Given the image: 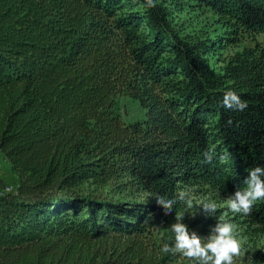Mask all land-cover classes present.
I'll use <instances>...</instances> for the list:
<instances>
[{"label": "trees", "instance_id": "obj_1", "mask_svg": "<svg viewBox=\"0 0 264 264\" xmlns=\"http://www.w3.org/2000/svg\"><path fill=\"white\" fill-rule=\"evenodd\" d=\"M154 3L0 0V150L18 176L0 193V264H175L173 234L152 233L190 207L156 199L229 197L264 166V44L209 56L264 32V0ZM206 10L216 37L194 25ZM229 90L247 108H225ZM125 95L141 119H122ZM241 215L264 232V200Z\"/></svg>", "mask_w": 264, "mask_h": 264}, {"label": "rangeland", "instance_id": "obj_2", "mask_svg": "<svg viewBox=\"0 0 264 264\" xmlns=\"http://www.w3.org/2000/svg\"><path fill=\"white\" fill-rule=\"evenodd\" d=\"M196 14H198L199 17L196 18L194 25H196V27L200 26V28H203L202 30L209 32L211 37H216L217 33L223 31V26L221 23L217 22L218 17L216 14L212 13L211 10H206L204 14ZM256 42L264 44V32H257L255 34L245 33L240 36V40L230 44H227L224 38H222L221 41L217 40V47L213 49L209 55L210 62L213 66L218 68L223 62L222 59L236 51L242 50L244 47L253 46ZM221 43L223 44L221 45ZM120 102L122 119L126 123L141 119L145 115L144 108L136 98L125 95L120 97ZM0 163V191L6 186H10L12 189L16 188L18 183L17 173L1 150ZM182 189L192 200V206L189 210L190 215L180 211L172 213L168 220L159 227L158 230L152 233V236L154 235V239L157 242L161 241L163 234L172 233L170 225L176 222V216H183L182 222L187 225L189 231L199 230V236L201 237L209 236L212 227L217 223V218L223 217L236 226L239 238L241 239V253L238 257H234V264H264V232L241 214L231 213L226 204L228 199L227 195L209 190L198 184L185 185ZM207 200H212L217 203L218 211L215 216L207 215L203 212L202 206H199L202 201ZM198 215L203 216L201 221H198ZM188 216H190V219L184 221ZM188 224L191 225L188 226ZM175 264H195V262L189 261L180 255Z\"/></svg>", "mask_w": 264, "mask_h": 264}, {"label": "clouds", "instance_id": "obj_3", "mask_svg": "<svg viewBox=\"0 0 264 264\" xmlns=\"http://www.w3.org/2000/svg\"><path fill=\"white\" fill-rule=\"evenodd\" d=\"M146 4L149 8L155 7L154 0H146ZM222 104L229 110L243 111L247 108V103L231 90L224 93ZM228 123L231 124V121ZM203 155L206 163L212 162L211 151H206ZM248 173L246 186L237 187L226 201L228 210L233 214L250 215L254 203L264 200V166H256ZM177 199L184 201L189 207L192 206V200L184 191L175 199L159 197L156 203L163 209L165 215H169L173 212ZM199 206H202L203 212L207 215L215 216L218 211L217 203L212 200L202 201ZM182 220L183 216H176V222L170 225L174 244L170 246L165 243L161 248L163 253L179 254L195 264H234V257L240 255L242 244L237 228L231 221L223 217L217 218L210 235L201 237L195 231L190 232Z\"/></svg>", "mask_w": 264, "mask_h": 264}, {"label": "built area", "instance_id": "obj_4", "mask_svg": "<svg viewBox=\"0 0 264 264\" xmlns=\"http://www.w3.org/2000/svg\"><path fill=\"white\" fill-rule=\"evenodd\" d=\"M0 166H1V163H0ZM3 190H10V191H13V190H16V188L12 189L10 186H6L2 189Z\"/></svg>", "mask_w": 264, "mask_h": 264}, {"label": "bare ground", "instance_id": "obj_5", "mask_svg": "<svg viewBox=\"0 0 264 264\" xmlns=\"http://www.w3.org/2000/svg\"><path fill=\"white\" fill-rule=\"evenodd\" d=\"M6 191H10V190H3V191L1 190L0 193L6 192Z\"/></svg>", "mask_w": 264, "mask_h": 264}]
</instances>
